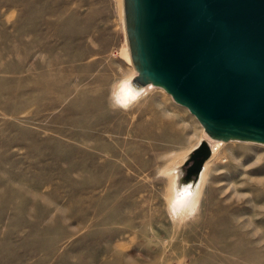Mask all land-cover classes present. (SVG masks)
Wrapping results in <instances>:
<instances>
[{
  "label": "rangeland",
  "instance_id": "1",
  "mask_svg": "<svg viewBox=\"0 0 264 264\" xmlns=\"http://www.w3.org/2000/svg\"><path fill=\"white\" fill-rule=\"evenodd\" d=\"M122 9L0 0V264H264L263 143L221 141L174 208L201 124L156 85L121 102Z\"/></svg>",
  "mask_w": 264,
  "mask_h": 264
},
{
  "label": "water",
  "instance_id": "2",
  "mask_svg": "<svg viewBox=\"0 0 264 264\" xmlns=\"http://www.w3.org/2000/svg\"><path fill=\"white\" fill-rule=\"evenodd\" d=\"M139 84L162 87L212 140L264 143V0H123ZM211 155L189 151L197 181Z\"/></svg>",
  "mask_w": 264,
  "mask_h": 264
},
{
  "label": "bare ground",
  "instance_id": "3",
  "mask_svg": "<svg viewBox=\"0 0 264 264\" xmlns=\"http://www.w3.org/2000/svg\"><path fill=\"white\" fill-rule=\"evenodd\" d=\"M123 10H124V1H123V9H122V11ZM124 30H125V26H124ZM125 37H126V30H125ZM120 54H121V56L124 59H126L128 62H130L131 57H130V52H129V48H128V44H127V37H126V40L124 41V46L121 48ZM131 65H132V59H131ZM147 86L153 87L154 85H152V84H150V85L149 84H146V85L139 84L138 81L136 80L135 76L132 77V79H129L128 81L120 84L119 85V88H120V92L119 93L121 95V98H120L121 102L123 104H126L128 102H131L132 100H135L136 98L139 97V95H141V93L145 90V88H147ZM200 129H201V131H200V135L198 137L199 138V142L202 139H205L207 144H209V146L211 148L212 155H214L216 153V151H217L218 145L221 143V140H217V139L212 140V139H210L207 136V133L205 132V130L203 129L202 126L200 127ZM256 144L259 145V144H262V143L259 142V143H256ZM262 145H264V143ZM189 151L190 150L188 149L186 154L182 155L183 156L182 158L184 160L187 158ZM208 165H209V161L206 160L204 162V164H203L202 171H201V174H200L198 180L197 181H188L189 184H191V185L192 184H196V185L194 187H191V188L189 187L187 193H182L181 190L177 186L178 182H180V183L182 182L181 181V177L179 176L180 175V173H179V164L177 162H172V164H170V166L168 167L167 171L174 176L173 187H172V189H173V198H172V201H171V203L173 204L174 208H179L181 206H187L188 204L193 203L196 200L197 196L200 194V192L202 190V185H203V182H204L203 176H204V174H205V172H206V170L208 168ZM127 248H129V247H127Z\"/></svg>",
  "mask_w": 264,
  "mask_h": 264
}]
</instances>
